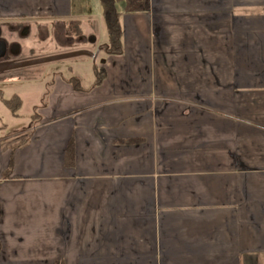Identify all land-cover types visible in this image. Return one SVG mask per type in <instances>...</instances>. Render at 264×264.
I'll list each match as a JSON object with an SVG mask.
<instances>
[{"label":"crops","instance_id":"obj_1","mask_svg":"<svg viewBox=\"0 0 264 264\" xmlns=\"http://www.w3.org/2000/svg\"><path fill=\"white\" fill-rule=\"evenodd\" d=\"M91 1L0 0L3 41L26 30L13 61L31 38L74 40L70 22L92 45L0 136V264H264V0L119 2L122 55ZM0 102L21 118V96Z\"/></svg>","mask_w":264,"mask_h":264},{"label":"rangeland","instance_id":"obj_2","mask_svg":"<svg viewBox=\"0 0 264 264\" xmlns=\"http://www.w3.org/2000/svg\"><path fill=\"white\" fill-rule=\"evenodd\" d=\"M89 3H93L91 5V7H93L95 1L92 2L91 0H89ZM54 39L55 40L51 38L50 40H47L46 43L38 42L35 37L31 38L29 42H26V44L29 43L30 45L29 47L25 46V48L27 49V56L25 55L24 57L26 59L29 58V64L19 63L15 60L13 61V59L0 62V83L15 81L25 82L22 84H15L12 87H10L9 85H0V90L3 91L4 94H1L2 96H0V98H9L13 94H18L24 99V105L21 110L22 116L19 119L12 117L5 105L0 102V136L12 133L17 129H19L20 131H24V129L29 125L27 117L33 111L35 100L38 99V96L36 95H38V93L43 94L41 100L44 106L45 103L47 104V102L49 103L50 101V96L55 83V79L57 77H60L61 79L66 80L72 75L68 67L73 64H71L72 62L68 64L70 61L68 59L70 55H67L66 52L69 53L78 49L84 50L86 48L92 47V45L89 44L81 45L82 41L84 40H80L79 42V40L77 41V38L74 40L64 39L60 36L59 33L58 35L55 34ZM95 53L96 55L93 59L96 61L99 54L96 51ZM58 54H62V56ZM80 55L86 56L85 51L81 52ZM85 59L86 64L82 66V69L86 70L85 72L89 71V73L91 74L92 68L95 64H93V60L90 58V56ZM97 65L99 64H96V66ZM72 69L77 73L81 68L72 66ZM40 78H47L46 82H48L49 84L47 85L45 82L43 84L42 80L34 81L35 79ZM27 134L30 137L32 131L28 132Z\"/></svg>","mask_w":264,"mask_h":264},{"label":"trees","instance_id":"obj_3","mask_svg":"<svg viewBox=\"0 0 264 264\" xmlns=\"http://www.w3.org/2000/svg\"><path fill=\"white\" fill-rule=\"evenodd\" d=\"M103 16L106 23L107 33H108V43L101 46V49L107 55H122L123 54V43H122V25H121V14L117 9V4L119 2H125L126 11L128 13L136 12H147L150 9V0H100ZM80 22H70L67 28L68 34L74 39H78L82 36L83 31L80 27ZM105 75L104 68H96V76L101 80V77ZM78 87V80L76 77L71 79V83ZM5 105L12 112L14 116H18V111L21 109L22 100L14 96L9 100H4ZM37 115L33 118V123ZM36 124V123H35ZM28 134L19 133L14 135V138L9 141L5 146L13 148L14 150L22 145L28 139ZM13 167V162H11L10 167L6 170L5 174H9Z\"/></svg>","mask_w":264,"mask_h":264},{"label":"flooded vegetation","instance_id":"obj_4","mask_svg":"<svg viewBox=\"0 0 264 264\" xmlns=\"http://www.w3.org/2000/svg\"><path fill=\"white\" fill-rule=\"evenodd\" d=\"M25 29H22L21 31L18 32L17 34V39L13 40L10 42V44L6 43V45H2L3 39L6 40L5 36H0V60H11L16 56V53H18L19 50V45L17 40H22L24 39L23 37L25 36Z\"/></svg>","mask_w":264,"mask_h":264},{"label":"water","instance_id":"obj_5","mask_svg":"<svg viewBox=\"0 0 264 264\" xmlns=\"http://www.w3.org/2000/svg\"><path fill=\"white\" fill-rule=\"evenodd\" d=\"M1 43H2V45H6V43L4 41H2Z\"/></svg>","mask_w":264,"mask_h":264}]
</instances>
